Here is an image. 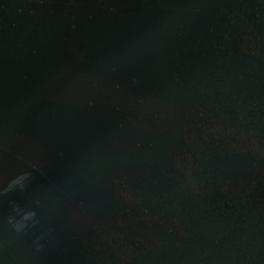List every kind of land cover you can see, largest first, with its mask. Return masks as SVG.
Wrapping results in <instances>:
<instances>
[{"label":"trees","instance_id":"trees-1","mask_svg":"<svg viewBox=\"0 0 264 264\" xmlns=\"http://www.w3.org/2000/svg\"><path fill=\"white\" fill-rule=\"evenodd\" d=\"M143 2L140 13L159 26L135 24L131 11L102 29H48L41 26L51 11L0 3V18H35L27 32L39 41L50 30L31 53L58 55L24 63L53 66L44 77L30 75L43 81L26 132L50 172L63 173L28 199L44 198L60 223L76 208L126 243L124 250L92 245L87 229L76 227L73 250H4L0 264H264V0ZM68 3L54 8L75 7ZM99 78L115 83L132 113L138 97L169 103L158 110L172 132L145 129L144 114L132 116L124 102L76 106ZM176 157L189 161L190 175L175 170ZM117 179L126 200L116 197ZM63 180L78 186L75 198Z\"/></svg>","mask_w":264,"mask_h":264},{"label":"rangeland","instance_id":"rangeland-1","mask_svg":"<svg viewBox=\"0 0 264 264\" xmlns=\"http://www.w3.org/2000/svg\"><path fill=\"white\" fill-rule=\"evenodd\" d=\"M66 1L68 0H0V3L9 2L13 5L20 4L19 6H21L25 12H29L30 7H35L37 5V7L40 6L39 9L42 8V11H51V14L45 15L46 21L41 26L47 27L48 29H53L55 27H71V24L80 26L84 24V22L90 21L89 18L92 20L95 16L100 18V21L96 23V25L99 24V27L103 25V28L107 26L110 27L111 25H115L109 19L111 15H123L127 13V11L129 12L133 7L141 9V5L144 4L143 0H77V3H80L77 5L69 0V3H73L75 7L67 8L70 5L66 7L61 4L60 8H54L55 4L65 3ZM82 15H84L83 18H81ZM26 16L28 15L23 16L24 20L22 22L15 24V20L20 19L19 16H11L7 19L0 18V25H5L0 29V54H4L0 55V59L6 58L11 62H15L16 60L25 58L24 54L32 50L36 44H42L40 46H44L45 42L49 41L48 38L52 36L50 30L49 34L45 33L44 37L42 36L43 42L39 41L37 36H34L36 34L27 32V27L34 25L33 21L35 18ZM82 26H91V23ZM153 26L157 27L159 23H155ZM27 34L33 37H25L24 35ZM41 56L43 55L41 54ZM13 66L11 68H13ZM89 90H91L89 91L90 93L87 92L86 94L80 95L83 98L80 102L73 100L76 106L79 105L82 108H89L113 105L121 108L124 102V105H127L129 108V114H132V116L138 117L140 113L141 115L144 114L147 121V125H144L145 129L153 133L168 130L172 132L173 127L165 122L158 110L160 105L170 104L165 102V104L162 103L157 96L135 98L136 102L131 106L134 112L132 113L129 104L126 100L124 101L123 96L125 94L119 95V97L115 95L118 90L115 89V83L112 80L104 79V81H100V78L97 80L94 79L92 87ZM82 100L84 102H81ZM25 125L26 124L15 121V119H11L10 122L5 124H0L1 260L6 255L4 250H36L38 243H40L39 250H73L74 248L71 246L74 242L71 236L74 234L73 229L76 227L87 229L91 237V242H88L89 244L93 245L94 242H103L109 244L111 249L124 250L126 243L119 238L120 233H117L118 230H114L102 222L97 223L95 227L92 226L89 224L90 222L87 221V218L78 213L76 208L68 210L70 218L67 221L69 225L61 224L57 219L52 218L54 210L51 204H47L44 198L41 199V203H39L37 198H33L30 201V199H28L30 196L26 195V192H30H28L29 189H25V191L17 186L16 180L20 174L27 171H39L41 166L49 167L42 155L40 157L39 153L34 154L32 152L30 144L33 140L28 138L26 132L27 125ZM182 136L184 137V135ZM185 138L186 140H190V133L186 132ZM175 165V170H179V173L183 175V171L185 174L190 175L191 165L187 159L180 160L176 157ZM59 168L58 164L57 169L59 170ZM60 174L63 173L59 172L58 175L60 176ZM114 187L119 188V190L116 191L118 200H126L122 196L120 190L124 188V183L117 179ZM39 192L41 191L39 190ZM43 192L45 193L46 200H51V196H49L48 192L45 190H43ZM35 218L38 221H34ZM62 219L66 220L65 217H62ZM84 247L85 249L93 248L91 245Z\"/></svg>","mask_w":264,"mask_h":264},{"label":"water","instance_id":"water-1","mask_svg":"<svg viewBox=\"0 0 264 264\" xmlns=\"http://www.w3.org/2000/svg\"><path fill=\"white\" fill-rule=\"evenodd\" d=\"M177 1L178 2L200 3L203 0H177ZM220 1L227 2L230 0H220ZM70 7L72 6H69L67 8H70ZM131 11H133L137 16L136 17L137 19L134 20L135 24L143 25V27L146 28V26L154 27L153 24L159 23L156 21L155 17H153L150 13H145V12L140 13L141 9L133 7L129 10V12L127 11V13H130ZM88 22L91 23V26L96 24L95 22H90V21ZM89 23H86V24H89ZM97 26H99V24ZM100 26H101L100 28L104 27L103 25H100ZM39 45H42V44H39ZM102 50H105V49H102ZM152 51L154 50L152 49ZM0 55H4V54L2 53ZM24 56L25 58L16 60L15 62H11L10 60H7L6 58L0 59V124H5L7 122H10L11 119H15V121L17 122L26 124L27 126L26 125L25 126L27 129L29 124H32L30 123V121L34 119L32 110H34V106L36 104H39L37 103V99H38V95L40 93L41 85L43 81V78L31 77L30 75L35 74L37 76L44 77V75H46L47 73L46 70L50 71L53 68V66H50L49 68L44 69L40 67L39 65H35L33 63L29 64L28 66L25 65L24 63L28 61L33 62L38 59L46 60L44 63H49L52 60H55L56 58H58V55L45 53L43 56H41V54L34 55L30 51H27L26 54H24ZM43 60H39V61H43ZM12 66L13 68H11ZM23 75H27V77L29 78L24 79ZM42 118L43 117H41L40 119ZM37 124L42 129H44L46 126V124L44 123H41V124L37 123ZM57 167H58V164H57ZM49 169L50 167L48 166H41V169L39 171H35V170L27 171V172H24L23 174H20L16 180L17 186L21 187L23 190L29 189L28 192L30 191L31 194L34 191H36V189H39L40 187L50 190L49 187L51 186V182H52L51 180L53 178L55 179L59 178L60 176L62 177V175L61 174L60 176L58 175L59 171H57V173L53 175ZM62 188L63 190L66 191V193L72 196L71 198H75L74 196L77 194L78 186H76L75 184H71L68 181L63 180ZM30 192L29 193L26 192V195L30 194ZM85 197L87 199V202L91 200L90 197H87V196ZM77 199H80V198L77 196ZM52 218L56 219V217H52ZM65 219L66 220H63L62 218L60 219L61 224H66L67 216H65ZM34 221H38V220L35 218ZM39 247H40V243H38V247L36 248V250H39Z\"/></svg>","mask_w":264,"mask_h":264},{"label":"flooded vegetation","instance_id":"flooded-vegetation-1","mask_svg":"<svg viewBox=\"0 0 264 264\" xmlns=\"http://www.w3.org/2000/svg\"><path fill=\"white\" fill-rule=\"evenodd\" d=\"M113 16H117V15H113ZM99 21H100V18H97V16H95L94 18H92V22L98 23Z\"/></svg>","mask_w":264,"mask_h":264}]
</instances>
